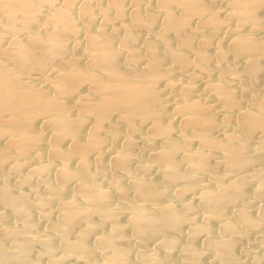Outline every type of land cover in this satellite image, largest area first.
I'll list each match as a JSON object with an SVG mask.
<instances>
[{"label": "bare ground", "instance_id": "bare-ground-1", "mask_svg": "<svg viewBox=\"0 0 264 264\" xmlns=\"http://www.w3.org/2000/svg\"><path fill=\"white\" fill-rule=\"evenodd\" d=\"M220 1L225 3L223 13L214 9L213 0H81L76 8L75 0H0V178L10 164L7 173L15 176L27 168L26 157L35 161L15 182L31 198L10 193L0 182V264H62L65 259L78 264H161L145 251V243L160 238L159 248L169 255L175 239L168 232L186 225L185 213L195 209L189 202L181 204L184 197L197 195L206 222L221 217L223 222L225 208L242 198L246 182L232 173L257 167L248 177L257 184L258 196L264 192V95L257 82L264 77V35L256 37L264 34V0ZM80 32L85 63L73 56L79 48L71 52L65 43ZM167 63L180 73H171ZM226 79L237 82L236 91ZM196 84L209 100L196 96ZM168 86L176 98L172 107L162 98ZM249 93L254 95L243 99ZM213 102L233 115L223 113L218 121ZM215 132H221L220 139ZM254 136L257 143L251 147ZM134 137L144 150L157 145L158 150L147 164L131 167ZM110 146L118 148L110 152L114 156L106 165L104 152ZM214 151L232 179L215 172L216 164L210 163ZM178 160L185 162V170ZM153 169L160 186L178 187L179 206L162 202L165 190L148 178ZM107 170L129 183L114 176L106 191L95 178L106 179ZM203 177L216 188L200 189ZM30 178L42 190L33 191L27 184ZM71 184L74 199L65 197ZM47 202L57 216L51 223H46L47 211L39 216L58 242V256L50 236H35L28 215ZM260 211L264 218V206ZM233 216L235 222H223L224 235L237 237L240 227L259 225V218L242 206ZM8 218L16 225L5 227ZM80 223L83 229L77 233L73 229ZM190 231L180 249L183 264H202L201 252L193 245L201 235L224 263L242 264L231 253L235 238L217 240L204 225ZM127 233L140 247L135 260L125 245ZM94 234L97 239L89 244ZM260 239L264 244V237ZM34 244L46 263L39 262L40 256L25 258L26 248Z\"/></svg>", "mask_w": 264, "mask_h": 264}, {"label": "rangeland", "instance_id": "rangeland-1", "mask_svg": "<svg viewBox=\"0 0 264 264\" xmlns=\"http://www.w3.org/2000/svg\"><path fill=\"white\" fill-rule=\"evenodd\" d=\"M129 1H131V0H129ZM214 1H216V2H214ZM81 2V0L79 1V0H75V4H74V6L73 7H75L76 8V6H78V4ZM221 2V3H220ZM215 3V4H214ZM218 3V4H217ZM224 4L225 3H222V1H220V0H218V2H217V0H213V4H212V6L214 7V9L215 10H219L220 12L221 11H223L224 12ZM76 5V6H75ZM217 7V9H216V7ZM72 7V9H74ZM223 12H221V13H223ZM97 18V17H96ZM0 22H2L3 21V19H1L0 18ZM97 20V22H98V25H99V23H100V19L98 18V19H96ZM95 20V21H96ZM97 22H95L96 24H97ZM83 24V23H82ZM78 25H81V22H80V24H79V22H78ZM79 28V27H78ZM2 34L4 35V37L7 39V34H5V32H2ZM122 36V34L121 33H119L118 34V37H121ZM264 34L262 33V34H257L256 35V37H258V38H261V36H263ZM79 36H81V32H80V34H78L77 36H73V37H69V38H66L65 39V43H67L68 44V46L70 47V51H71V48H79V50H75V51H73L74 49H72V51H73V56H75L76 54L80 57V61L82 60V62H84L85 63V59H84V57H85V55H83V54H85L84 52H86L87 50H85L86 48H85V45H84V42H83V40L81 39V37L80 38H78ZM264 37V36H263ZM262 37V38H263ZM77 38V39H76ZM71 39V40H70ZM83 42V44L81 43V42ZM77 42V43H76ZM75 43H76V45H75ZM78 45V46H77ZM83 45V46H82ZM73 46H75V47H73ZM6 46H4L3 48H5ZM84 48V49H83ZM84 50L83 52H82V50ZM71 51V52H72ZM75 52H77V53H75ZM76 55V57L79 59V57ZM81 56H83V57H81ZM81 58H83V59H81ZM240 65H241V63H239ZM236 65L238 66V63H236ZM239 65V66H240ZM172 67V68H171ZM166 68L167 69H169V70H171L172 72L171 73H173L174 75H177L178 73H180L179 72V70H177V72H176V70H175V68L173 67V66H171V64H166ZM171 68V69H170ZM175 70V71H174ZM214 78V76H211L210 77V79H213ZM244 79V78H243ZM243 79H239V81L240 82H242L243 81ZM214 80H215V78H214ZM245 80V79H244ZM264 77H261V78H259L258 80H257V82L258 83H261V85L259 86V89H260V91H262V94L264 95ZM225 82L227 81V79L226 80H224ZM237 81V80H236ZM263 81V82H262ZM227 85H228V87L230 88V89H232V88H234V89H232V90H235L236 88H235V86H237V82H235V80L233 79H230V81L228 80L227 82ZM197 85V84H196ZM230 85V86H229ZM169 87V86H168ZM197 87H199L198 89H197ZM163 89H166V90H164V92L166 91V94H164V92L162 91V98H163V95H164V100L166 99V101H168V103H166L167 105H168V107H172L173 105H174V103L176 102V98L174 97V93H173V91H172V89L171 90H169L170 89V87L169 88H164L163 87ZM162 89V90H163ZM167 89H168V91H167ZM196 96H198V97H203L202 99H206V100H209V98H208V96H207V93L199 86V84L196 86ZM200 89V90H199ZM236 91V90H235ZM170 93V96H168L169 94L168 93ZM171 93H173V94H171ZM198 94V95H197ZM201 94V95H200ZM173 95V96H172ZM246 95H249V96H246ZM246 95H243V99H249L250 98V96H253L254 94H252V93H249V94H246ZM171 96H172V98H171ZM244 96H246V98H244ZM173 100V101H172ZM244 100V101H245ZM170 105H172V106H170ZM216 106V107H215ZM219 105L218 104H216L215 102H213V108H214V113H216V114H218V116H219V118L218 117H216L217 118V120L218 121H222L223 119L222 118H224V116H223V113H224V115H228V116H232L233 115V113H228V114H226V111L225 110H223L222 108H220V106L218 107ZM216 109V110H215ZM219 110H220V112H219ZM224 111V112H223ZM170 113H172L171 112V110L169 111ZM220 115H222V116H220ZM171 116H172V114H171ZM170 116V118H173V117H171ZM217 116V115H216ZM173 120L175 121L176 119L175 118H173ZM215 138L216 137H219L218 139H220V137L222 136L221 135V132H215V134L213 135ZM257 137H252L250 140H249V145L251 146V147H253L256 143H257ZM133 139V138H132ZM252 139H253V141H252ZM134 143H135V145H134V149L132 150V153H131V157H132V159L129 161V163L128 164H131V167L133 166H136L138 163H141V162H146V164L150 161V157L149 156H151L154 152H156L157 150H158V145L157 146H155L152 150H144V148H143V145H142V147H141V144L142 143H140V139H139V137H134ZM254 140H256V142L254 141ZM119 142H120V140H119ZM253 142V143H252ZM140 143V144H139ZM119 144V143H118ZM195 146H197V145H194L193 147H194V149L195 150H198L199 149V147L197 146V147H195ZM110 147H113V148H110ZM110 147H108V148H105V152H104V155H106L104 158V161H106L105 162V164L106 165H108V163L110 164V160L113 158V154L112 153H110V152H115V150L117 151V149L116 148H118V146L117 147H115V146H110ZM193 147H192V149H193ZM143 148V150H141V149ZM157 148V149H156ZM196 148H198V149H196ZM156 149V150H155ZM107 150V151H106ZM110 150H112V151H110ZM108 153V154H107ZM215 154V155H214ZM218 152H216V151H214V152H211V159H213V160H211L210 161V163H212V165L214 166V164H216L215 165V172H219L218 174H221V175H223L224 176V180H225V178H229V179H226V181H228V180H230V179H232V174H236V176L235 175H233V178H234V176L235 177H242V178H244V181H246V182H244V189H243V192H242V198H239L238 199V201L237 200H235V201H233V202H231L229 205H228V207H226L225 208V211H224V213H225V216L223 217V222H224V220L225 219H229V220H231V222H235V217L233 216V213L235 212H237V211H239L240 210V208H241V206L242 207H244V209H245V211L247 212V213H249V215L250 216H254V218L257 220L258 218V227H256V228H251V229H249V228H242V227H240V232H241V238H240V236H237V237H233V236H231V235H227V234H223V232H222V230H221V228H222V225H223V222L221 221V219H222V217L219 219H215V220H213L212 222H206L205 220H204V216H202V212L200 211V208H197L199 205H198V202L196 201V194H193V196H192V194H190V196L189 195H187L186 197H184V199H183V201L181 202V204H184V203H186V204H188V202H189V204L193 207V209L195 208H197L196 210L194 209L192 212H190L189 214L188 213H185L186 214V217L188 218V220H189V222L188 223H186V225L184 226H182V227H180L179 229H178V231H170V232H168V236L169 237H171V238H174L175 239V247H173V249H171V252L169 253V255H167V254H165V251L163 250L162 251V249H160L159 247H160V245L159 244H161L160 242V238H157V237H155V238H153V239H150L149 241H147L146 243H145V251L147 252V253H152L151 255H155L156 257H158L160 260H161V264H172V263H176V264H183L184 263V261H182L181 259H180V256H179V254L181 255V252H180V249L184 246V243L186 244L187 243V241H188V238H189V234L191 233V231L190 230H192L194 227H200V226H206V227H208L209 228V230H211V236L212 237H214L215 239H217V240H220V241H222V240H227L228 238L227 237H229L230 239L231 238H235V239H233V242H234V244H233V246H232V251H231V253H232V256L233 255H235L234 257H235V260L237 261V262H240V261H242L241 263L242 264H254L255 262V260L256 261H258L260 264H264V244H263V241L260 239V238H263L264 237V218L261 216V211H260V209H262L263 208V206H264V192L263 193H261V192H259V196H258V186H257V184L255 183V181L253 180V179H251L250 177H248V174H252V172L254 171V170H256L257 169V167H255V169H254V166H252L253 168H251V169H247V170H240V171H237L239 174H237V172H235V173H232V174H229V176H231V177H227V173H224L225 172V164H224V162L223 161H219V160H222V159H220L221 158V156H220V154H218ZM29 157H31V156H28V157H26V160L24 159L23 160V162H24V164H26V162H29V164L31 163V165H33L34 163H35V161L33 160V158L31 157V158H29ZM107 157V158H106ZM109 157V158H108ZM220 157V158H219ZM143 159V160H142ZM178 159H181L180 157H178ZM217 159V160H216ZM219 159V160H218ZM263 159L264 158H261V164L262 163H264V161H263ZM33 160V161H32ZM26 161V162H25ZM107 161H108V163H107ZM178 162H179V165H180V167L182 168V170H185L186 168H185V166L186 165H184L185 164V162L184 161H180V160H178ZM219 162H220V164H219ZM223 162V163H222ZM33 163V164H32ZM134 163L136 164V165H134ZM28 164V163H27ZM29 164H28V166H27V168H26V166L23 168L24 170H25V168H26V170L24 171L23 169H18V171L16 172V175L14 176V175H10L9 173H7V172H9V170H10V168H8V167H11V164L9 165V166H7L5 169L6 170H4V171H2V174H3V177H6V178H4V179H2V178H0V182H2V181H4L6 184H7V186H8V189H9V192L10 193H15L16 191H18L19 193H21L23 196H25L26 194H28L29 192H26L27 190H26V188L25 187H22V188H16V183H17V178L20 176V173H21V176L25 173V175L26 174H28V171H29V169L30 168H32V167H29ZM74 164H75V166H76V162H73V165H71V166H74ZM218 164V165H217ZM224 164V165H223ZM74 166V167H75ZM184 167V168H183ZM224 167V168H223ZM7 168H8V171H7ZM254 169V170H253ZM28 170V171H27ZM24 171V172H23ZM224 171V172H223ZM241 171H243V173L241 172ZM246 171V172H245ZM247 171H249V172H247ZM252 171V172H251ZM5 172V173H4ZM22 172H23V174H22ZM255 172V171H254ZM111 173H113L111 170H107V174H106V179H104L105 177H101V176H97L96 178H95V182H97V185H98V182H99V184L102 186H100L101 188H105V190L106 191H110L111 190V181H113L112 180V177H114V176H117V175H120V176H118V177H120L119 178V181L122 183V184H126V183H129V182H127V181H129V179H127L126 177H125V179H124V177L121 175V174H118V173H115L114 175L113 174H111ZM151 173V174H150ZM153 173H154V175H153ZM242 173V174H241ZM5 174V175H4ZM9 174V175H8ZM111 174V175H110ZM158 171L157 170H155V169H153L151 172H149V174H148V178L150 179V180H153V181H155L156 183H158V186H160V182H157L158 180H159V177H158ZM108 175L110 176L109 178H108ZM150 175V176H149ZM243 175H244V177H243ZM1 176V175H0ZM13 176V177H12ZM24 176V175H23ZM246 176V177H245ZM16 177V178H15ZM98 178V179H97ZM156 178H158V179H156ZM246 178V179H245ZM109 179V180H108ZM207 179H209V178H205V177H203L202 178V180L201 179H199L200 181V183H198V186L199 185H203L204 186V188L205 187H207V188H213V189H215L216 188V186H215V184L214 183H212L211 182V180L209 179V181L207 180ZM111 180V181H110ZM201 181H204V182H201ZM207 181H208V183H207ZM254 181V182H253ZM16 182V183H15ZM206 182V183H205ZM27 184L29 185V187L30 188H32L33 189V191H40V190H42L41 189V187L35 182V181H32V179L30 178V179H28V182H27ZM37 184V185H36ZM162 184V183H161ZM206 184H207V186H206ZM210 185V187H208L209 185ZM15 185V186H14ZM214 185V186H213ZM104 186V187H103ZM201 186H199V188L200 189H204L203 188V186L201 187ZM70 187H71V189H70ZM69 187V190H68V194L70 195H68L67 193H66V198H68V199H74V196L72 197L71 195H73V188H74V185L73 184H71V186ZM160 187H162L161 188V190H165L164 192H165V195L166 196H164L165 198L162 200V202L164 201V202H166L167 204H168V201H169V204L171 203L172 205H176V206H179L180 205V202H177L176 200H177V198H176V192H177V190H175L176 188L178 189V187L176 186H174V185H166V184H162V186H160ZM215 187V188H214ZM21 189V190H20ZM108 189V190H107ZM110 189V190H109ZM104 190V189H103ZM72 191V192H71ZM166 191H167V193H166ZM71 193V194H70ZM257 193V194H256ZM261 193V194H260ZM67 195H68V197H67ZM28 196L30 197L31 195H29L28 194ZM32 197V196H31ZM30 197V198H31ZM196 197V198H195ZM244 198V199H243ZM185 199H186V202H185ZM242 201H241V200ZM166 200V201H165ZM240 200V201H239ZM191 201V202H190ZM163 202V203H164ZM194 202V203H193ZM239 202V203H238ZM244 205H242L241 203ZM237 203V204H236ZM165 204V203H164ZM170 204V205H171ZM194 204H196V207H194ZM198 205V206H197ZM240 205V206H239ZM245 205H247V206H245ZM54 205H51V203L50 202H47L46 204H44L43 205V207L41 208V209H31V210H29V212H28V215H29V218H30V221L33 223V224H35V230L33 231L34 233H35V236L36 237H41L40 239H42V237H43V239H47V237L48 236H50V237H48V239H51V241H53L54 242V244L56 245V250L55 251H58L59 250V245H58V242L55 240V238H54V236L52 237V235L49 233V231H47V222L48 223H51V221H53L54 219H55V217L57 216L56 215V211H53V209H54V207H53ZM175 206V207H176ZM235 206V207H234ZM53 207V208H52ZM199 209V210H198ZM243 209V208H242ZM241 209V210H242ZM55 210V209H54ZM197 210H198V212H197ZM0 213H3V210H1V208H0ZM40 211H47L48 212V214L50 215V217H48V221H46V223H44L45 221L42 219L41 220V217L39 216L40 215ZM51 211V212H50ZM6 212V211H5ZM46 212V213H47ZM201 212V213H200ZM54 213V214H53ZM192 213V214H191ZM187 214H188V216H187ZM191 214V215H190ZM252 216V217H253ZM39 217V218H38ZM191 218V220H190V218ZM260 217L262 218V219H260ZM38 218V219H37ZM53 219V220H52ZM12 220H15V219H10V218H8L7 219V223H5V224H7V225H4L5 227H7L8 225L9 226H15L16 224H15V221H12ZM41 220V221H40ZM126 220V219H125ZM204 220V221H203ZM43 221V222H42ZM124 221V220H123ZM190 221H192V223H190ZM14 222V223H13ZM204 222V223H203ZM14 224V225H13ZM189 224H194V225H196V226H194V225H189ZM0 225H2V224H0ZM81 225V226H80ZM77 226H79V227H77ZM77 226H75L74 227V229L73 230H76V232L78 233V232H80L79 230H82L83 228V225L80 223L79 225L77 224ZM194 226V227H193ZM2 226H0V229H2L1 228ZM77 227V228H76ZM81 227V228H80ZM193 227V228H192ZM242 228V229H241ZM73 230H72V233L70 234V236L72 235V237H73V235L74 234H76V233H74L73 232ZM220 231H221V233L223 234H221L220 233ZM32 232V234L31 235H34V233ZM37 232V233H36ZM175 233V234H174ZM172 234H174V235H172ZM243 234V235H242ZM42 235V236H41ZM129 235V236H128ZM227 235V236H226ZM75 236V235H74ZM126 236H128L127 238L129 239H126V240H128L127 242H125V245L127 246L128 245V249L130 250V253L129 254H131L130 255V258L132 257L134 260H135V257L137 256V254L136 253H139V249H140V247H139V245H138V242H137V240L131 235V234H128L127 233V235ZM130 236H132L131 238H130ZM225 237V239H223L222 237ZM46 237V238H45ZM52 237V238H51ZM93 237V238H92ZM92 239H88V242H89V244H92V243H94L95 242V240L97 239V235L96 234H94V235H92ZM219 237V238H218ZM239 237V239H237ZM95 238V239H94ZM221 238V239H220ZM53 239V240H52ZM55 240V241H54ZM125 240V241H126ZM136 240V241H135ZM229 240V239H228ZM186 241V242H185ZM205 241V237L203 236V235H201V236H198L197 237V239H195L194 241H193V245L201 252V259H200V261H201V263L202 264H226V263H224L225 261H224V259L223 258H221V257H219V256H216V254L214 253V252H211V249L209 248V246L207 245V243L206 242H204ZM55 242H57V243H55ZM127 243V244H126ZM205 243V244H204ZM159 245V246H158ZM173 245V246H174ZM183 245V246H182ZM34 246V247H33ZM32 247H28V248H26V250H25V258L27 259V260H36L37 258H39V256H40V248H39V246L38 245H33ZM179 246V247H178ZM182 246V247H181ZM36 247H38V248H36ZM139 247V248H138ZM58 249V250H57ZM139 251H138V250ZM176 250V251H175ZM213 250V249H212ZM61 250H59V252H60ZM138 251V252H137ZM150 251V252H149ZM162 251V252H161ZM59 252H56L55 253V255L56 256H58V255H61V252L59 253ZM180 252V253H179ZM212 253H214L213 255H212ZM38 254V256H36ZM94 255L96 254V253H93ZM92 254V257L94 258L95 256ZM135 254H136V256H135ZM149 254V255H150ZM133 255V256H132ZM164 255H166L165 257H169L168 259L167 258H165L164 257ZM177 255V256H176ZM202 255H204V256H202ZM214 255H215V257H214ZM171 256V257H170ZM41 257V256H40ZM91 257V258H92ZM164 257V258H163ZM219 257V258H218ZM42 258H44V259H42ZM131 258V259H132ZM132 259V260H133ZM179 259V260H178ZM223 261H222V260ZM239 259V260H238ZM45 260V261H44ZM66 261H68L67 259H65ZM65 260L63 261V263L62 264H78L76 261H74V260H72L71 259V261L69 260L68 262H65ZM176 260V261H175ZM46 261H47V259H46V257H41V259H39V262H42V263H46ZM72 261H74V262H72ZM219 261V262H218ZM182 262V263H181ZM222 262V263H221ZM174 263V264H175ZM186 264V263H185ZM228 264V263H227Z\"/></svg>", "mask_w": 264, "mask_h": 264}]
</instances>
